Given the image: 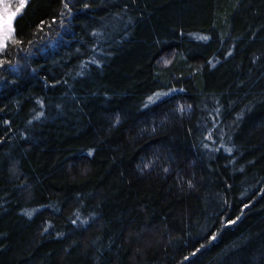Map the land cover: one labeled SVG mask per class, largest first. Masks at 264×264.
I'll list each match as a JSON object with an SVG mask.
<instances>
[{"label": "rangeland", "instance_id": "rangeland-1", "mask_svg": "<svg viewBox=\"0 0 264 264\" xmlns=\"http://www.w3.org/2000/svg\"><path fill=\"white\" fill-rule=\"evenodd\" d=\"M39 1L43 4L44 0ZM158 1L141 0V3L144 8L149 10L159 4L160 1ZM169 1L171 8L177 6L178 0ZM111 2L104 6L103 0H74L73 12L71 15L69 14L70 18H68V28L65 29L64 36L60 39L54 54L47 58L43 55L42 47H38L33 49L32 57L27 56V59L23 60V56L14 54L12 48L21 31L23 32L28 25L29 27L34 25L35 20L41 21L40 13L42 10L40 7L42 6L36 5L35 0H0V203H6L7 207L10 204L9 201H15V207H11L14 208L12 209L13 212L10 213H14L15 219L20 221L19 224L28 225L25 229L26 234L25 232L24 234L29 243L27 245L32 247L30 257L27 256V252L30 251H27V248L25 251L22 250L23 253L20 256H15L11 242L12 237H9L11 239L9 242L1 239L0 249L4 247L5 253H0V264H47L49 246L46 242L42 245L33 242H35L36 230L41 220H46L47 213L53 214L50 208L52 204L59 203L57 201L58 196H54L57 200H52L50 196H44L42 191L36 189L29 182L36 170L33 174V171L29 168L26 169L20 160V155L29 154L33 148L32 145L35 144L30 141L31 137L37 138V134L34 132L36 123H41L42 118L46 115L49 105L47 95L46 97L37 96L32 89L30 95L23 102V109L21 108L23 115L19 116L20 109L17 110V115L13 113V110H8L9 105L4 103L6 98L4 90L6 91L13 82V75L18 70L11 67V62L12 65L15 64L16 67L26 72L28 77L31 76L34 69H40L39 63L43 64L42 68L44 69L48 64L53 68L57 66V62H62L59 75L55 79L52 78L50 83L62 79L64 67L67 69L71 66L72 71L67 73L65 82L70 88L77 90L80 82L85 78L92 77V75L98 76V73H101L100 81L106 79L107 72L110 77L115 75L112 72L113 68L111 72L109 70L108 58L111 59L115 56V50L125 49L128 51L131 48L130 54L126 56L124 61L133 66L127 76V81H131L140 72L137 66L140 58L135 52L140 32V27L137 26L140 21V14L136 8L137 1L136 7L132 0L120 4ZM208 2L211 10L208 7L205 9L207 2L194 8H187L184 1L182 14L187 12L197 16L200 20L186 23L176 19L174 23H164L160 28L161 30L158 29L160 31L159 36L157 34L149 36L147 42L145 41L146 64L143 72L140 73V80L138 79L136 82L137 88L133 89L131 83L126 84L121 89H110L104 93L109 99L102 96L100 104L96 101L92 102L95 107L92 109L93 116L97 120L93 124L99 132L103 131L104 141L98 143L97 137L86 143L92 149L89 153L91 166L96 164L99 157L104 154L109 163L107 175H110L111 170L119 171L116 163L121 160L124 149H130L124 141L122 132L123 125L132 119L128 111L129 106L143 110L146 104L151 103L145 110L146 114L143 121H153L159 117L163 123L165 122L164 125L161 124L163 125L161 136H156L153 141L158 145L159 154L164 160L174 158L177 153L174 152L173 148H181L183 144L173 146L170 141H164V136L166 132L179 128L173 124L174 118L172 116L180 118L182 116L180 113H184L183 117L186 120L183 125L186 133L192 137L188 141L190 143L188 145L194 147L190 157L192 159L189 161L191 162L192 177L196 178L195 187L181 203L179 214L176 211V199L173 195L170 198L164 195L161 199L163 202L153 197L152 199L148 198L146 192L144 197L138 196L136 198L138 189V192L141 191L145 194L144 185L133 182L135 186L129 187L132 193L127 192V199L122 198L121 203L134 210H140L142 206L141 213L146 217L163 215L158 218L165 222L168 228L174 229L177 237L175 241L166 245L155 246L147 254L127 262L115 237L114 228L103 223L92 230L90 234V239L97 243L96 249H100L102 252V259L97 261L98 264L99 262L100 264H233L232 258L234 256L245 252L246 256L251 254L249 250L253 247V243L260 244V255L256 256V263L264 264V225L262 227L256 226L260 219L264 223V167L261 170L257 168L260 165L264 166V122L261 121L263 118L259 119V113L262 116L264 109L256 114L247 109L251 101L254 104L253 100L257 99L253 96L248 98V94L257 92V95L260 96L264 93V84L258 86L260 84L258 78L264 73V69H260L259 74L253 75L251 73L249 80H244V72L255 55L246 52V57L240 59L238 56L244 54V41L254 42V38L257 39L258 36L257 30L261 28L249 23L234 29V27L240 26H233L229 16L224 14H228L232 10L231 5L235 0L227 1L228 5H225L227 7L222 16L218 5H213V0H208ZM240 4L236 6L235 12L237 14L240 12ZM44 5L45 3L43 7ZM101 5L105 8L103 9ZM120 6H127L125 7L126 11H123L122 14L119 12ZM36 8H38V12H36ZM209 10L214 22L207 26L205 22L206 13ZM83 13L85 14L83 17L82 15L79 16ZM27 15H32L37 19L31 22L29 18L27 21V18L25 19L28 17ZM91 15L100 17L101 21H98V25L88 26L85 24V20L81 21L82 18L87 19ZM135 22L137 23L134 25ZM107 26H116L117 30L109 34L106 30ZM223 26H227V29L225 30ZM79 34L81 35L79 36ZM250 34H252L251 37H249ZM49 37L50 34L46 33L43 41L51 47L53 43ZM119 37L122 38V44L118 48L116 46L114 48L108 47V41L112 42L114 39L118 42ZM76 40H79L81 44L76 43L74 45ZM235 40L237 46L234 43ZM129 41L130 43H128ZM239 43L241 44L238 45ZM238 46H242L241 52L236 51ZM164 51L172 53L176 67L157 74L152 70V63ZM228 61H232V68L227 67ZM178 67L192 69L196 78L191 76L182 80L175 79L176 72L174 71ZM171 69L173 70L171 71ZM227 73L229 80L227 79L220 88L211 87L213 83L214 85L217 83L219 76H226ZM212 77L216 78L213 79ZM35 78L39 79L40 76ZM215 79L216 81H214ZM9 82L10 84H8ZM139 86H143V91L137 95ZM62 90H64L63 87H58L55 92L61 94ZM83 91L84 93L90 92L85 88ZM133 91H135V96L128 97L127 95ZM119 94H123L121 100L112 96ZM179 104L188 106L189 111L185 110L184 112L181 109V112ZM225 104H230V106L226 107ZM259 104L256 103L255 109L263 108L258 106ZM84 108L86 110L87 107ZM175 111L179 113H175ZM9 113L14 114V118L13 115L10 118ZM89 113L91 114V112ZM89 113V119H94L93 116H89ZM115 113L121 116L122 122L115 127L104 129L103 123ZM6 115L9 118H6ZM20 120L22 121L21 125H18ZM226 128L229 131L226 136L225 134L222 136V139L216 141L204 139L207 132L213 133ZM23 132H25V137L22 136ZM243 132L251 139L240 144L237 136ZM16 135H21L22 138L20 139V136ZM105 137L116 138L110 142L109 140L105 141ZM114 153H121V157L116 159L112 156ZM146 159L147 156H145L143 149L134 150L130 161L119 164L121 169V173L117 174L119 182L125 180L133 167L136 169ZM15 183H23L25 189L16 188ZM156 184L154 181L152 185L154 187L151 188L154 189ZM9 187H11V191H9ZM63 192L67 191L64 189ZM164 202L168 204L162 212L160 205ZM259 211L262 213L260 214ZM2 217H6V215L3 213ZM16 228L20 227L15 226V228L10 227L9 229L16 232L15 230H18ZM250 232H253L251 238ZM12 241L15 245L14 249L19 247V242ZM96 249L94 251L86 248L77 249L75 251L77 259H79L77 264H89L91 262V259L88 258L89 253L91 256L95 255ZM221 253L227 257L220 260L218 255Z\"/></svg>", "mask_w": 264, "mask_h": 264}, {"label": "trees", "instance_id": "trees-1", "mask_svg": "<svg viewBox=\"0 0 264 264\" xmlns=\"http://www.w3.org/2000/svg\"><path fill=\"white\" fill-rule=\"evenodd\" d=\"M73 1L74 0H44L43 4L45 3V5L43 7V4L40 3L39 0H35L36 5L39 4L42 6L40 7V10H42L40 13V16H42L40 18L41 21L35 20L37 18L32 15H27L28 17H25V19L27 18V21H29V18L31 22H34L35 20V24L31 27L28 25L23 32L21 31V34L19 33L17 41L12 48V52L17 55H22L23 60H26L27 56L32 57L34 53L33 49H37L38 47H42L43 55L47 58L54 54L53 52L55 49L57 50L56 47L60 43V39L64 36L65 29L67 30L68 28V18H70L69 16L73 12ZM110 1L116 4L125 1L128 2V0H103L104 6ZM159 1V4L147 10L144 8L141 0H132L140 14L139 25H137L140 27V32L135 46V52L140 58L137 64L140 72L136 77H133L131 81H127V76L129 71L133 69V66L128 62H124L125 58H127L126 56L130 54L131 48H129L128 51L125 49L121 51L115 50V56L111 59L108 58L109 70L111 72L113 68L112 72L115 73V75L110 77L107 72L105 79L106 82L103 79L100 81L101 73H98V76L92 75V77L85 78L86 81H84L85 79L82 80L77 90L70 88L65 82L67 79V73L72 71L70 69L71 66L69 68L66 67L67 69L64 67L63 75H61L62 79H59L58 82L50 83L52 78L55 79L56 76L59 75V68L62 62H57V66L53 68L48 64L44 69L42 68L43 64L39 63L40 69H34L31 72L30 77L27 76L26 72H23L19 67H16L15 64L12 65L13 63L11 62V67L18 70L16 71L17 73L13 75V82L11 84L9 82L8 84L10 85L6 91L4 90L6 95L4 103L9 105L8 110H13V113L17 115L16 112L20 109L18 114L19 116L23 115V110L21 111V108L24 105L23 102H25V98L30 95L29 93L32 89L37 96L46 97L47 95L46 98L49 104L46 115L42 118L41 123H36L34 132L37 134V138L33 139L30 136V142L35 143L34 146L32 145L33 148L30 152L28 151L29 154L27 153L26 156L25 153H23V156L20 155V160L23 162L26 169L29 168L33 171V174L34 170H36L34 176L31 177L32 179L29 182H31L36 189L42 191L44 196H50L52 200L58 199L57 201L59 202L57 204H52L50 207L53 214L49 215L47 213L46 220H41V223L36 230L35 242H33L38 245H42L46 242L49 246L47 264H77V260L79 259H77L75 251L79 248H86L87 250L91 249L94 251L98 246L95 240L90 239V234L92 230H95L103 223H107L114 228L115 237L119 242L123 257L127 262L140 258L150 252L155 246L169 244L171 241H175V238L177 237L176 231L172 228H168L165 222L158 218L163 215H158L157 217L151 215L146 217L141 213L143 210L142 206L140 207V210H134L123 205L121 199H127L126 193L131 192L129 187L135 186L133 182H139L144 185L143 191L144 193H147L148 198L152 199L153 197L160 201L163 199L162 197L164 195L169 198L173 195L176 199L175 207L176 211H178L177 214L180 213L181 203L189 194H191V191L196 184V178L192 177L191 162L189 161L192 159L190 157L194 147H189L188 145L190 144L188 141L191 140L192 137L185 131V126L183 124L185 123L186 118L183 117L184 113H180V116L182 115L180 118L172 116L174 118L173 124L179 126V128H177V130L166 132L164 136V141H170L173 146L183 143L181 148H173V150H175L174 152L177 154L174 158L169 160H164L162 155L159 154L158 145L153 142L156 139V136H161L163 132L162 126L165 122L163 123L162 119L159 117L155 118L153 121H143L146 114L145 110H147L151 103L146 104L143 107V110L132 108V106H129V109L127 108L132 119L123 125L122 132L124 141L129 145L130 149H124L122 157L121 153H114L112 155L116 159L121 157V160H118L116 163L117 166L115 165L119 171L115 172L114 170H111L110 175H107L109 163L104 154L99 157L96 164L91 166L92 164L90 162L89 153L92 149L86 144L88 141H92L97 137L99 139L98 143H103L104 141L102 136L103 131L99 132V130L94 127L97 120L95 119V116H93L92 109L95 107L92 102L96 101L100 104L102 102V96L109 99L104 93H107L110 89H121V87L126 84L131 83L133 89L137 88L138 84L136 82L138 79L140 80V73L143 72L146 64L147 49H145V41L147 42L149 36L152 34L153 36H155L154 34L159 36L160 31L158 29H160L164 23H174L176 19L186 23H192L194 20H198L199 18L197 16L187 12H183L182 14L184 1L187 8H194L195 6L207 2L205 9L208 7L211 10L208 0H178L177 8L175 6L174 8H171L169 0ZM227 1L228 0H213L212 2L213 5H218L221 16L224 14V9L227 7L225 5H228ZM239 4L240 12L237 14L235 11L237 10L236 6ZM104 6L103 9L105 8ZM125 7L127 6H120L119 12L121 14L123 11H126ZM38 8H36V12H38ZM231 8L233 11L231 10L228 14L224 15L229 16V20L233 26H240L234 27V29L241 28L249 23L252 26L257 25L261 28L257 30L258 36L257 39L254 38V42H249L248 40L244 41V50L242 49L244 54L242 53L241 55H238L240 59L246 57V52L255 55L253 56L254 58L251 63L248 64L247 70L244 72V80H249L251 73L253 75L257 73L259 74L260 69H264V0H235L231 5ZM210 10L206 13L205 22L207 26L214 22ZM86 12L88 13V11ZM81 15L83 17L85 14H79V16ZM99 18V16L91 15V17L89 16L87 19H85V17L82 18L81 21L85 20V24H88V26H96L98 25V21H101ZM38 22H40V24H38ZM136 23L137 22H135L134 25ZM132 27L135 29L134 26ZM223 27L225 30L227 29V26ZM106 30L110 34L117 29L116 26H107ZM46 33L50 34L49 39L53 43V46L51 45V47L46 45L43 41ZM80 35L81 34H79V36ZM251 36L252 34H250L249 37ZM172 38L174 37L172 36ZM239 38L241 39V37ZM121 42V37H119L118 42L112 39V42L108 41V47L114 48V46H116L118 48L119 45L122 44ZM76 43L78 45L81 44L79 40H76L74 45ZM128 43H130V41ZM234 43H236L237 46L236 40ZM240 44L241 43L238 45ZM241 47L242 46H238L236 51L241 52ZM231 62L232 61H228L226 63L228 68H232ZM174 67H176V65L175 60L172 58V53L167 51L161 53L152 63V70L157 74L167 72L170 68ZM172 70L173 69H171V71ZM192 71V69L187 67H178L176 68V71H174L176 72L174 78L181 80L191 76L196 78ZM37 76H40V78L36 79L35 77ZM227 77L228 73L226 76H219L218 81H216V79L214 80L217 83L215 85L213 83L211 87L220 88L227 79L229 80ZM212 78L214 79L216 77ZM258 80L260 83L258 86L264 84V73H262ZM58 87L64 88L61 94L55 92ZM142 87L143 86L138 87L137 95L143 91ZM84 88L90 90V92L84 93ZM44 91L46 93L45 95ZM135 91H133L134 95H132V92L127 96H135ZM92 92L93 94H90ZM123 94L112 96L121 100ZM250 96L257 97V99L253 100L254 104L251 101L247 106V109L254 114L257 112L259 113L264 109V93L260 96L257 95V92L247 95L248 98H251ZM128 97L126 98L128 99ZM257 102L260 103L258 106L263 107L257 108L258 111L255 109ZM225 105L226 107L230 106V104ZM91 106L93 107L90 108ZM179 106L180 111L181 109H183L182 111L184 112L185 110L189 111L188 106L186 107L182 104H179ZM84 107H87L86 110ZM89 108V112H91L92 115L88 112ZM88 113L89 116H93L94 119L90 120ZM175 113L179 112L175 111ZM14 114H10L9 117L11 118L13 115L14 118ZM9 117L6 115V118ZM259 119H262L261 121L264 122V112L262 116L261 113H259ZM121 120V116L115 113L109 117L102 126L104 129H109L110 127L112 128L120 124L122 122ZM21 122L22 121L20 120L18 125H21ZM228 131V128L225 130H217L213 133L209 131L204 135V139L207 141H216L222 139L224 134L226 136ZM16 136H20L21 139L22 136L25 137V132H23L22 136ZM114 138L116 137H105V141L109 140L112 142ZM250 139L251 138H249L245 132L237 136V140L240 144L247 142ZM185 142H187V144H185ZM137 149H143L148 160L146 159V162L144 161L145 163L142 162L139 164L136 169L133 167L129 176L120 183L117 178V174L121 173L119 164L121 162L125 163L130 161L134 150ZM263 167V165H260L257 168L258 170H261ZM154 181L157 183V186L153 189L151 187H154L152 186ZM23 186V183H15L16 188L21 187L24 190L25 188ZM8 189L11 191V187ZM64 189L67 192L64 193ZM138 191V194L136 193V198H138V196L144 197L146 195V193L143 194V192ZM18 192L21 191L18 190ZM54 196H58V198L55 199ZM160 202L163 201L161 200ZM9 203L10 204L7 205V207L6 203H0V240L2 239L5 240V242H9L12 239L17 243L19 242V247L14 249L15 245L11 240L15 256H20L21 253H23L22 250L25 251L27 248V251L30 250L27 252V256L30 257L32 247L27 245L29 243L25 238V229L28 225L24 223L19 224L20 221L15 219L16 216H14V213H10L13 212L12 209H14L11 207H15L16 203L15 201H9ZM167 204L168 203L164 202L160 205L162 212L165 210ZM259 212L260 214L262 213V211ZM3 213L6 217H2ZM263 225V220L260 219L256 226L262 227ZM15 226L20 227L16 228L18 229L15 230L16 232L9 229L10 227L15 228ZM252 233L253 232L249 233L250 238L252 237ZM9 237L12 238L10 239ZM252 246L253 247L249 250V253L251 254H247L249 256H246V252L234 256L232 258L233 264H257L256 256L260 255V244L258 243L256 245L253 243ZM4 250V247H2L0 253H3ZM218 256L220 260L223 259V257H227L224 253H221ZM88 258L91 259L89 264H98L97 261L102 259V252L100 249H96L95 255L91 256L89 253Z\"/></svg>", "mask_w": 264, "mask_h": 264}, {"label": "snow or ice", "instance_id": "snow-or-ice-1", "mask_svg": "<svg viewBox=\"0 0 264 264\" xmlns=\"http://www.w3.org/2000/svg\"><path fill=\"white\" fill-rule=\"evenodd\" d=\"M21 7H23V4H21Z\"/></svg>", "mask_w": 264, "mask_h": 264}]
</instances>
